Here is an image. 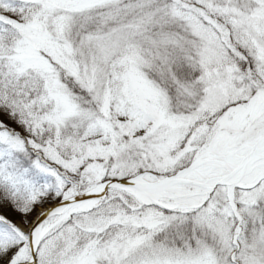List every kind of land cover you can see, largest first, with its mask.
Listing matches in <instances>:
<instances>
[{
	"label": "snow or ice",
	"instance_id": "obj_1",
	"mask_svg": "<svg viewBox=\"0 0 264 264\" xmlns=\"http://www.w3.org/2000/svg\"><path fill=\"white\" fill-rule=\"evenodd\" d=\"M0 264H264V0H0Z\"/></svg>",
	"mask_w": 264,
	"mask_h": 264
}]
</instances>
